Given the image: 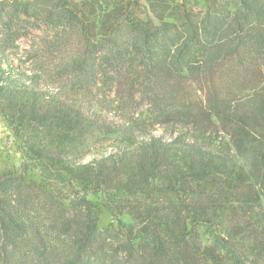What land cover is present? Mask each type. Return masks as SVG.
<instances>
[{"label": "trees", "instance_id": "trees-1", "mask_svg": "<svg viewBox=\"0 0 264 264\" xmlns=\"http://www.w3.org/2000/svg\"><path fill=\"white\" fill-rule=\"evenodd\" d=\"M0 117V264H264V0H0Z\"/></svg>", "mask_w": 264, "mask_h": 264}, {"label": "rangeland", "instance_id": "rangeland-1", "mask_svg": "<svg viewBox=\"0 0 264 264\" xmlns=\"http://www.w3.org/2000/svg\"><path fill=\"white\" fill-rule=\"evenodd\" d=\"M141 2L144 3L145 0H141ZM28 21L30 20H27L24 23L19 22L20 33L23 35V37L16 42V46L19 47V55L22 56L23 59L36 56V59L34 60L37 63L34 64L44 67L47 74L54 78L58 68L55 67V63H51L52 60H54L52 54L49 51L45 52V48L47 49V46H45V38H47V36L52 37L54 35V30L43 25L41 28H37L34 21ZM67 38L68 40L65 43V47L59 48L56 56L67 57L77 49L78 40L75 34L72 31L67 32ZM21 164L22 155L15 142V138L0 117V167L3 169L13 167L19 168ZM111 222V216L108 213H105L102 217L101 227L104 228Z\"/></svg>", "mask_w": 264, "mask_h": 264}]
</instances>
